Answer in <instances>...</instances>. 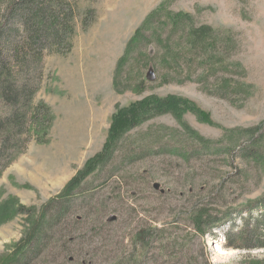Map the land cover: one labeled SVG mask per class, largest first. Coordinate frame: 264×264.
<instances>
[{
  "label": "rangeland",
  "instance_id": "374dc122",
  "mask_svg": "<svg viewBox=\"0 0 264 264\" xmlns=\"http://www.w3.org/2000/svg\"><path fill=\"white\" fill-rule=\"evenodd\" d=\"M71 1L77 11L72 49L44 56L43 78L35 94V101L43 100L53 113L47 141L28 142L0 173V259L23 245L43 205L57 197L86 161L102 150L113 113L132 101L151 94L175 95L188 104L181 122L205 141L224 139V144L231 140L233 145H244L253 135L254 143L264 150V0H170L168 10L190 15L193 26L220 30L223 37L231 34V47L226 52L218 48V58L231 71L218 65L208 71L205 58H189L184 44L175 49L179 52L175 63L161 65L165 52L150 39L131 52L115 86V66L128 40L164 0ZM235 63L240 67L235 68ZM149 68L154 70L152 80L146 77ZM226 84L245 90L228 91ZM166 144L197 151L201 147L169 114L127 131L105 167L84 180L94 188L88 207L80 208L83 198L73 202L72 212L85 215L81 232L69 224L76 231L74 238L84 236V243L67 246L79 262L69 263L59 254L61 239L46 244L29 264H119L133 249L135 236L154 227L163 228L154 234L163 239L150 242L140 264H264V247H228L223 235L242 226L241 216L249 214L248 208L251 219L261 212L257 204L264 195L263 166L210 150L189 161L150 153ZM133 150L147 154L121 164ZM110 170L119 173L103 181ZM240 172L241 176L233 175ZM229 175L238 177L232 178L237 180L235 187L230 184L233 190H222L223 197L212 200L208 195L213 196L217 182ZM202 197L214 211H232L212 234L200 237L186 215ZM20 207L24 208L21 212L17 211ZM111 214L116 220L106 224ZM60 232L56 239L63 236ZM160 246L165 249L161 251Z\"/></svg>",
  "mask_w": 264,
  "mask_h": 264
},
{
  "label": "trees",
  "instance_id": "16d2710c",
  "mask_svg": "<svg viewBox=\"0 0 264 264\" xmlns=\"http://www.w3.org/2000/svg\"><path fill=\"white\" fill-rule=\"evenodd\" d=\"M169 1H162L155 10L153 9L145 16L141 25L134 30L122 56L116 63L114 86L121 81L123 68L125 69L129 63L131 52L141 48L150 39L165 52V56L160 59L161 65L175 63L179 53L175 49H181L180 46L184 44V50L189 58L193 59L195 55L205 58L203 63L208 65V71L214 69L215 65H218L220 69L225 68L231 71L229 64H225L220 56L218 58L220 54L218 48L226 52L231 47L233 42L231 34L223 37L219 35L220 30L206 25L193 26L190 24V15L172 13L168 10ZM87 13L83 15L82 20H86ZM76 18V5L71 0H0V173L16 155L22 153L28 142L33 140L36 143H45L47 141L53 123V113L51 107L43 100L35 101V94L43 78V58L46 54H67L71 51ZM221 40L224 42L221 43ZM233 65L235 68L240 67L239 63ZM224 88L228 91L245 90L241 86L236 88L227 84ZM186 110H188L187 101L175 95L158 97L151 94L118 107L112 115L102 150L86 161L84 168L67 183L57 197L50 198L43 205L39 218L23 245L8 256H3L0 264H29L40 254L46 244L52 245L61 239L63 244L59 254L67 257L69 263L77 261L67 246L73 242H85L83 235L74 238L76 231L79 233L83 230V227L81 229L80 227L84 225L85 215L72 212L73 202L78 198H83L79 203L80 208L88 207L87 200L94 188L84 184V180L97 169L105 167L127 131L158 115H171L181 123L182 128L193 139L200 142L201 147L199 146L198 151L200 152H198L195 149L166 144V148H159V150L152 148L150 150L152 155L168 154L182 161H189L191 157L198 158L197 153H209L210 150L216 155L217 153L224 156L229 155L231 160L237 158L241 161L249 160L258 165L261 164L264 169V150L254 143L253 135L244 145H233L231 140L224 144V139L218 143L205 141L188 125L181 122L183 112ZM142 151L144 150H133L132 154L127 158H122L120 163L124 165L130 162L128 159L131 158L134 161L142 159L147 154ZM115 171L107 172L108 175L103 181L107 182L114 175H118L119 172ZM241 174L240 172L233 175L241 176ZM233 175L221 178L220 182H217L213 196H210L211 194L208 196L213 198L212 200H220L223 197L222 190L232 191L233 187L230 184L234 186L233 183L237 180L234 182L233 179H238V177L233 178ZM261 198L259 197L260 204H257V208L261 209L259 215L251 219V208H248L249 214L246 217L241 216L243 223L239 229L235 232L224 231L226 246L243 249L264 247V195ZM204 199L200 198L198 206L195 204L196 206L186 215L194 232L200 237L212 234L213 228L221 225L222 221L229 217L228 212L232 211L229 208L221 213L219 210L214 211ZM22 209L24 208H17V211L21 212ZM115 220L116 218L112 221H105V223L110 224ZM69 224L77 227L78 230L71 231ZM144 230V234L139 232L135 236L133 249L128 253L125 261H118L119 264H140L147 253L150 242L160 239L162 241L163 236L154 237V234L159 235L163 228L154 227ZM59 231L64 234L56 239L55 235ZM160 249L163 251L165 248L160 246Z\"/></svg>",
  "mask_w": 264,
  "mask_h": 264
},
{
  "label": "water",
  "instance_id": "95a60500",
  "mask_svg": "<svg viewBox=\"0 0 264 264\" xmlns=\"http://www.w3.org/2000/svg\"><path fill=\"white\" fill-rule=\"evenodd\" d=\"M146 77H147L148 80H152V79L154 78V74H153V71H152L151 68H149V70H148V72H147V74H146ZM153 187H154L155 189H157V188H158V184H157V183H154V184H153ZM162 191H163V190L160 189V192H162ZM114 219H115V215L111 214V215H109V216L107 217L106 221H112V220H114Z\"/></svg>",
  "mask_w": 264,
  "mask_h": 264
}]
</instances>
